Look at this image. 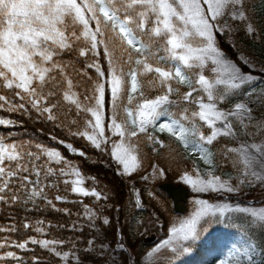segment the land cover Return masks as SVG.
Returning a JSON list of instances; mask_svg holds the SVG:
<instances>
[{"label": "snow or ice", "instance_id": "1", "mask_svg": "<svg viewBox=\"0 0 264 264\" xmlns=\"http://www.w3.org/2000/svg\"><path fill=\"white\" fill-rule=\"evenodd\" d=\"M247 11V0H0V88L10 90L23 101L16 104L5 95H0V102H3L0 109L7 106L9 112H27V104L36 112L47 114V119L55 121L57 117L53 109L57 105L49 101L56 93L45 91V88L56 80L53 72H58L69 88L72 87V80L66 71L68 65L56 58L65 51L75 50L74 42L83 40L85 47L78 49V55L84 57L92 54L97 57L102 50L107 69H103L94 59L81 70V74L87 76L88 69H95L96 80L91 95L84 98L91 102L90 106L82 105L79 99L73 100L78 114L82 110L91 113L92 117L87 121L92 133L85 131L79 135L86 137L97 149L109 142L110 137L105 136L102 120L107 91L111 105L108 128L121 137L120 143L113 142L111 155L122 166L121 175H130L139 167L137 156L133 154L136 145L128 143L125 146L126 140L130 141L139 134H144L149 143L163 148L164 142L155 133L166 132L184 149L199 153L206 164H212L210 146L220 137L236 135L234 122L247 128L256 119L253 108L243 101L235 103L230 109L220 106L236 90L254 82L253 76L242 73L225 58L216 40L220 32L230 29L227 23L229 19L233 22L248 21ZM246 31L249 34L255 32L252 23L246 24ZM117 51L119 56H116ZM209 62V70L215 74L212 78L203 74ZM192 69H199V72L185 74ZM149 74L152 79L148 81V87L162 90L160 95L151 99L142 90L144 85L141 80ZM174 83L185 84L189 88L178 100L170 99L179 91L173 87ZM218 86L223 88L218 90ZM254 91L240 94L247 95L251 101ZM194 93L202 94L194 96ZM125 97L127 103H124ZM64 98L70 100L72 96L65 92ZM182 104L192 105L195 110L189 111L188 107H181ZM245 120L249 124H245ZM14 124L15 121L11 119L0 118V125ZM202 128L207 129V134ZM256 128L264 131V119L256 121ZM59 143L64 144V141ZM65 146L76 151L71 144ZM36 148L40 154L24 152L22 145L5 143L0 138V201L16 202L20 197L15 193L29 188V200L42 196L43 187L39 179L42 171L45 177L56 175L57 171L67 175L64 168L57 170L35 163L42 154L47 158L46 163L66 164L59 151L39 144ZM228 151L239 154V162L246 175L264 183V174L253 170L255 165L264 170V141L259 145H242ZM78 154L85 155L82 150ZM155 170L163 175L162 169ZM72 171L80 175L77 169L73 168ZM26 173H34L36 179H31ZM194 175L195 178L185 172L181 176L194 191L235 190L227 181H222L219 176H211V173L208 179L201 178L198 169ZM74 183L80 184L82 181ZM72 191L102 198L95 189L74 186ZM56 199L60 200L61 197L57 196ZM48 203L51 204V201ZM194 205L189 216L172 225L169 238L147 253L149 258L161 247H174L179 241L198 239L197 226L207 216L243 212L264 229V208H231L227 204H211L207 200H195ZM85 208L87 210V206ZM86 214L91 218L90 211ZM108 222L105 218L104 223ZM24 227L30 225L25 223ZM8 230L15 231V228ZM36 231L43 232L44 229L38 227ZM12 243L19 249L27 248L29 243L39 244L64 261L69 257L68 252L55 250V246L63 241L30 237L26 241ZM7 246L8 242H0V248ZM118 247L122 249L123 245ZM182 250L187 252L190 249ZM8 257L18 259L12 251L3 254L0 259ZM220 264L227 262L221 260Z\"/></svg>", "mask_w": 264, "mask_h": 264}, {"label": "trees", "instance_id": "2", "mask_svg": "<svg viewBox=\"0 0 264 264\" xmlns=\"http://www.w3.org/2000/svg\"><path fill=\"white\" fill-rule=\"evenodd\" d=\"M247 6L248 21L233 22L229 19L227 23L231 26L230 29L220 32L216 40L218 47L228 54L229 59L242 72L256 74L262 80L264 79V0H247ZM247 23H252L255 28L253 34L246 31ZM83 47H85L83 40L75 41L73 44L75 50L65 51L56 58L68 65L66 71L72 80V87L69 88L67 81L58 72L52 73L56 80L51 81L45 91L51 90L56 93L49 101L57 105L53 109V114L57 117L55 121L47 119V114L38 113L27 104L26 108L29 109L27 112L23 110L9 112L7 106L0 109V118L15 121L12 126L0 125V138H3L5 143L14 142L22 145L24 152L31 151L36 154H40V150L36 148L37 144L54 148L67 161L66 164L46 163L47 158L41 154L40 160L35 161L37 165H45L57 170L64 168L67 175H61L57 171L56 175L45 177L42 171L39 178L40 186L43 187L42 196L29 200V188L15 193L20 197L16 202L0 201V229H4L0 231V242L6 241L9 245L0 248V256L12 251L18 257V259L11 257L0 259V264H107L120 243L119 238L124 240L122 242L126 251L123 250L121 255L127 264H204L216 251L221 252L227 264H264V229L254 221H249V218L242 213H229L223 217L208 216L200 221L197 228L199 238L195 241L180 243L181 245L174 251H163L154 258L146 256L147 248L153 243H145L144 236L153 234L156 237L154 243L166 238L176 215L170 197L159 188V185L164 181L186 185L181 176L185 172L194 176L197 169L206 175L207 164L199 153H191V149H184L183 145L166 132L155 133L164 142L163 148L149 143L144 134H139L127 142L136 145L140 165L137 171L130 175H121L119 165L111 155L108 145L105 150L97 149L86 137L78 134L85 132L88 128L87 121L92 117L91 113L82 110L78 114L73 100L79 99L82 105L90 106L91 102L84 98L86 95H91L96 80L95 69H88L87 76L81 74V70L94 59L99 61L103 69H107L102 50L100 56L93 57L89 54L81 57L78 55V49ZM119 55L117 51L116 56ZM242 56L252 60L254 67L251 68ZM192 73L191 70L186 71L185 74ZM151 79V74L141 78L144 85L142 90L150 99L162 93L160 88L148 87V81ZM173 87L178 88L179 91L170 96L172 100H178L189 90L185 84L174 83ZM65 92L72 96V99L66 100ZM0 95H5L16 104L23 102L6 88H0ZM255 102L253 113L256 117H263L262 101L257 99ZM124 103H127L126 97ZM188 108L190 111L195 107L189 105ZM110 114V98L106 91L103 108L105 123L109 121ZM59 141L71 143L78 152L82 150L85 155L69 152L68 148ZM213 148L215 147L210 146L212 154ZM27 160L28 158L25 157V161ZM216 164L217 170L213 172L215 175L227 171L232 175V168L228 163L219 160ZM73 168L85 178L91 190L95 189L101 194V199L85 196L82 201L65 202L53 196L55 191L63 192V189L69 187V182L76 174L72 171ZM155 169H162L163 175ZM26 175L33 180L36 179L34 173H26ZM65 180L68 183H64ZM48 182L56 183L58 188L46 187ZM189 191L190 197H199L214 204L264 206V185L252 184L236 192L199 193L192 189ZM6 195L11 196L12 193ZM48 201H51V204ZM188 207L189 203H186V209ZM87 211L92 213L91 218L86 214ZM105 218L109 221L107 224L104 223ZM25 223L30 227L25 228ZM38 227H42L44 231L37 232ZM9 228H15V231H9ZM30 237H35L37 240L63 241L62 244L55 246V250L61 253L68 252V260H62L39 244L29 243L27 248L19 249L12 243L23 242ZM182 248L190 250L184 252Z\"/></svg>", "mask_w": 264, "mask_h": 264}, {"label": "rangeland", "instance_id": "3", "mask_svg": "<svg viewBox=\"0 0 264 264\" xmlns=\"http://www.w3.org/2000/svg\"><path fill=\"white\" fill-rule=\"evenodd\" d=\"M223 53H224L225 58L228 59V60H230L232 62V60L229 59L228 54L225 53V52H223ZM242 59L245 62H247L248 65L251 68L254 67L252 60L246 58L245 56L244 57L242 56ZM232 63H234V62H232ZM210 66H211V64L209 62V65L206 66L203 74L206 77L212 78L215 74L212 73L209 70L210 69ZM192 72L193 73L194 72H199V69H192ZM242 73H244V72H242ZM244 74L253 76L254 77V82L251 85L244 86L243 89L236 90V93L235 94H232L231 95V98L229 100H227L226 102H224V103H222L220 105L221 107H223L225 109H230V108H232L234 106L235 103H238V102L243 101L245 103H248L253 108V110H254V108L256 107V102L255 101L257 99H259L260 101H262V104L264 105V79L261 80L256 74L255 75H252V74H250L248 72H245ZM222 88H223V86H218V90H220ZM253 89L255 91H254V93L252 95L251 101H249V98H248L247 95L240 94V93H243V92H252ZM201 94L202 93H194L193 95L195 96V95H201ZM182 107H189V105L182 104ZM174 110H176L177 112L179 111L178 109H174ZM192 110H195V108H193ZM192 110H190V111H192ZM253 116L256 119H254L251 124H249V122L247 120H245V124H249V126L247 128H245L243 125H239L238 122H234V129H235L236 135H234V136L220 137V138L217 139V141L214 142V144L212 145V147H215V148H213L214 149L213 150L214 157L212 158L213 159V163L212 164H207V173H206V175L200 173L201 178H203V179L210 178L209 173H211V176H219L222 181H227L235 189L233 192L239 191L242 188H248L252 184H258L260 186L261 185H264V183L256 180L255 177L245 174L244 169H243V165L239 162V154L237 152H229L228 151V149H233V148H237L238 149L242 145H251V144H257V145H259V144L262 143V141H264V131L257 130V128H256V121L259 120V119H264V116L263 117H256L255 116V113H253ZM102 120L104 122L105 136L110 137V139H109V142L107 144H102L101 149L102 150H105L106 147H107V145H108L110 151H112L113 142L120 143L121 142V137L119 136V134H115L114 135L112 133V131L109 130L108 124H109L110 120L105 123V121L103 119V110H102ZM202 130H204L206 132V134H207V129L202 128ZM85 131H88L91 134L92 133L91 126L88 125V128ZM67 144H71V143L64 142V145H67ZM127 144H128V142L126 140L125 141V146H127ZM130 144H132V142ZM72 147H73V145H72ZM73 149H75L76 151H73L72 149H68V150L71 153L78 152V150L76 148L73 147ZM133 154L137 156L136 151ZM219 160H221V161L229 164L230 168H232V170H231L232 175H230V173L228 171L227 172H221V173H219V175H215L213 173L214 171L217 170V168H216L217 167L216 162L219 161ZM139 165H140V162H139ZM119 170L122 171V166L121 165H119ZM253 170L256 171V172H258V173L264 174V170H262L259 167V165H255L254 168H253ZM194 178H195V175H194ZM78 180L82 181V183L75 184L74 182L75 181H78ZM49 185H51V186H49ZM186 185L189 187V189H192V187L189 184H186ZM68 186H69L68 188L63 189V192H61V191L60 192L59 191H55L53 193V196L54 197H57V196L61 197V199L59 201H65V202L66 201H77V200L82 201L85 196H83L82 194H79V193H74L72 191V188L74 186H78V187H83V188H86L88 190H91L90 186L88 184H86L85 178H83L81 175L78 176L77 174H75L73 176V178L69 182ZM46 187H48V188H51V187L58 188L57 184L56 183L54 184L52 182H48ZM66 191L68 193H64ZM203 192H207V191H203ZM69 193L71 195H68ZM195 200H204V199L199 198V197H190L188 195L186 202L189 203V207L183 213H175L176 215L173 218V222H172L171 225L178 224V222L181 219L189 216L193 212L194 207H195V205H194V201ZM209 203H211V202H209ZM211 204H214V203H211ZM222 204H226V203H221V204H217V205H222ZM230 207L231 208H236V207H241V208H243V207H250V208H256V209L264 208V206L257 207V206H253V205H251V206L250 205H248V206L240 205V206H230ZM229 213L230 214H240V213H242L245 217L247 216L249 218V221H253V218L250 217L247 213L238 212V211H231V212H226L224 215H227ZM224 215L221 216L220 214H217L216 216L223 217ZM204 218H208V216L207 217H204ZM255 223L259 225L258 222H255ZM197 228H198V226H197ZM170 235L171 234H170V232L168 230V233L166 235V238H164L162 240H159V241H157L155 243H154V241L156 239L154 241H152V242H147L145 240V236H149V234L145 235L144 236L145 243H147V244H152L153 243L152 245L149 246V248H147L146 256H147V253L150 250H152L155 246H157L158 244H160L162 241L168 239ZM183 242H185V241H179V242H177L174 247L173 246L161 247L157 253H154L153 254V258L156 257L159 253H161L163 251H166V250L174 251L177 247H179L181 245L180 243H183ZM220 251H222V249H220ZM109 260L110 261L107 264H127V262L125 261V259L122 258L121 248H117L114 251L111 259H109ZM221 260H224L225 261L224 256L221 255V252L216 251V253L215 254H212V256L210 257V259L206 263H204V264H220V261Z\"/></svg>", "mask_w": 264, "mask_h": 264}, {"label": "water", "instance_id": "4", "mask_svg": "<svg viewBox=\"0 0 264 264\" xmlns=\"http://www.w3.org/2000/svg\"><path fill=\"white\" fill-rule=\"evenodd\" d=\"M159 188L166 192L173 203V212L182 213L185 211L186 200L189 194L188 187L181 183H173L171 181H164L159 185ZM155 239V236H148L146 241L151 242Z\"/></svg>", "mask_w": 264, "mask_h": 264}]
</instances>
